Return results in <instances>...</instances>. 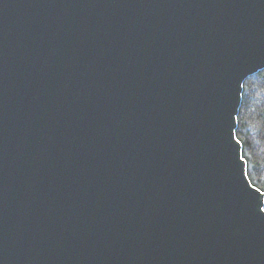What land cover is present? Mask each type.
<instances>
[{
  "label": "water",
  "instance_id": "obj_1",
  "mask_svg": "<svg viewBox=\"0 0 264 264\" xmlns=\"http://www.w3.org/2000/svg\"><path fill=\"white\" fill-rule=\"evenodd\" d=\"M262 70L264 0H0V264H264Z\"/></svg>",
  "mask_w": 264,
  "mask_h": 264
},
{
  "label": "trees",
  "instance_id": "obj_2",
  "mask_svg": "<svg viewBox=\"0 0 264 264\" xmlns=\"http://www.w3.org/2000/svg\"><path fill=\"white\" fill-rule=\"evenodd\" d=\"M236 137L242 146L249 181L264 193V70L243 84Z\"/></svg>",
  "mask_w": 264,
  "mask_h": 264
}]
</instances>
